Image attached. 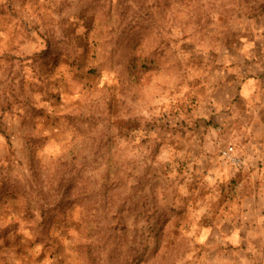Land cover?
Wrapping results in <instances>:
<instances>
[{
  "label": "rangeland",
  "instance_id": "374dc122",
  "mask_svg": "<svg viewBox=\"0 0 264 264\" xmlns=\"http://www.w3.org/2000/svg\"><path fill=\"white\" fill-rule=\"evenodd\" d=\"M259 83L264 0H0V264H264Z\"/></svg>",
  "mask_w": 264,
  "mask_h": 264
},
{
  "label": "crops",
  "instance_id": "0c3cea01",
  "mask_svg": "<svg viewBox=\"0 0 264 264\" xmlns=\"http://www.w3.org/2000/svg\"><path fill=\"white\" fill-rule=\"evenodd\" d=\"M258 85V86H257ZM255 87H259L263 92L264 83L256 84ZM250 89L251 86H246ZM250 116L242 118L240 121H246V124L240 123L236 135H229L228 139H231L232 143L237 147H242L240 150L244 157V168L239 173V177H242L245 186H252L253 192L250 190L246 201L251 203V198L254 197L253 208L245 206V216H254L257 218L258 226L261 230L264 229V117L260 119H251ZM251 124L249 125V122ZM258 126L260 130H255L254 127ZM239 149V148H238Z\"/></svg>",
  "mask_w": 264,
  "mask_h": 264
},
{
  "label": "built area",
  "instance_id": "2783aa9c",
  "mask_svg": "<svg viewBox=\"0 0 264 264\" xmlns=\"http://www.w3.org/2000/svg\"><path fill=\"white\" fill-rule=\"evenodd\" d=\"M222 157L234 166H241L243 164L242 159L236 155L232 146H228L222 151Z\"/></svg>",
  "mask_w": 264,
  "mask_h": 264
}]
</instances>
